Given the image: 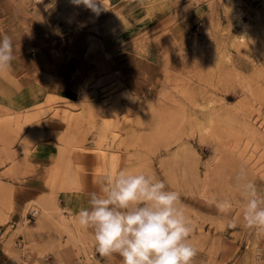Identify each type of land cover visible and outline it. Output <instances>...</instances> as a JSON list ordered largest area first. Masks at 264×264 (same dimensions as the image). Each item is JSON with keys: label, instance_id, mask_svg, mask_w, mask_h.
I'll use <instances>...</instances> for the list:
<instances>
[{"label": "rangeland", "instance_id": "1", "mask_svg": "<svg viewBox=\"0 0 264 264\" xmlns=\"http://www.w3.org/2000/svg\"><path fill=\"white\" fill-rule=\"evenodd\" d=\"M97 4L0 0V264H122L75 218L120 171L178 193L191 264H264V0Z\"/></svg>", "mask_w": 264, "mask_h": 264}, {"label": "clouds", "instance_id": "2", "mask_svg": "<svg viewBox=\"0 0 264 264\" xmlns=\"http://www.w3.org/2000/svg\"><path fill=\"white\" fill-rule=\"evenodd\" d=\"M74 3L97 14L102 10L97 0ZM13 58V42L5 34L0 37V72L11 68ZM239 179L245 180L243 219L248 227L264 229V198L243 172ZM101 192L91 193L90 206L79 209L75 218L80 226L94 230L96 250L102 256L118 254L122 264H191L197 249L190 242L191 228L177 192L167 190L154 174L124 171L108 176ZM217 207L228 212L232 205L224 200Z\"/></svg>", "mask_w": 264, "mask_h": 264}, {"label": "bare ground", "instance_id": "3", "mask_svg": "<svg viewBox=\"0 0 264 264\" xmlns=\"http://www.w3.org/2000/svg\"><path fill=\"white\" fill-rule=\"evenodd\" d=\"M47 199H48V198H47ZM50 201H51V200H50ZM48 202H49V201H48ZM51 202H52V201H51ZM51 202H49V203H51ZM44 206H45V204L43 205V207H42V208H45ZM44 210H45V209H44ZM44 212H45V211H44ZM42 214H44V213H42Z\"/></svg>", "mask_w": 264, "mask_h": 264}]
</instances>
